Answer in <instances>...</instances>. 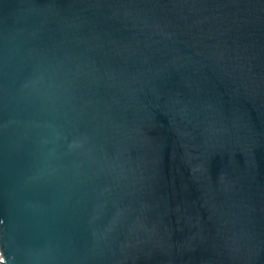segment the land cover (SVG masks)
Wrapping results in <instances>:
<instances>
[{"label": "water", "instance_id": "water-1", "mask_svg": "<svg viewBox=\"0 0 264 264\" xmlns=\"http://www.w3.org/2000/svg\"><path fill=\"white\" fill-rule=\"evenodd\" d=\"M0 263L264 264V0H0Z\"/></svg>", "mask_w": 264, "mask_h": 264}, {"label": "bare ground", "instance_id": "bare-ground-1", "mask_svg": "<svg viewBox=\"0 0 264 264\" xmlns=\"http://www.w3.org/2000/svg\"><path fill=\"white\" fill-rule=\"evenodd\" d=\"M0 264H2V263H0Z\"/></svg>", "mask_w": 264, "mask_h": 264}]
</instances>
